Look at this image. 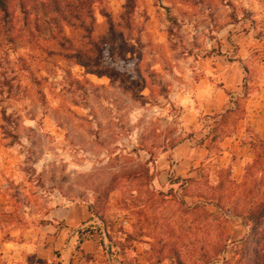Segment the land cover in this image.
I'll return each instance as SVG.
<instances>
[{"label": "rangeland", "instance_id": "obj_1", "mask_svg": "<svg viewBox=\"0 0 264 264\" xmlns=\"http://www.w3.org/2000/svg\"><path fill=\"white\" fill-rule=\"evenodd\" d=\"M11 2L23 32L0 13V228L82 207L94 223L76 247L101 232L131 264H253L242 184L264 142V0H102L69 23L28 0L25 29Z\"/></svg>", "mask_w": 264, "mask_h": 264}, {"label": "crops", "instance_id": "obj_2", "mask_svg": "<svg viewBox=\"0 0 264 264\" xmlns=\"http://www.w3.org/2000/svg\"><path fill=\"white\" fill-rule=\"evenodd\" d=\"M207 96L199 95L200 99ZM176 168H171L169 173L173 174ZM158 173L163 175V172ZM92 220L94 217L86 208H60L46 214L42 220L46 222L44 225L14 228L7 232L0 228V264H117L119 261L120 264H131L121 255L106 256L99 249L97 239L104 236L101 232L92 234L76 247L81 237L80 225L92 224ZM106 240H103L104 245Z\"/></svg>", "mask_w": 264, "mask_h": 264}, {"label": "trees", "instance_id": "obj_3", "mask_svg": "<svg viewBox=\"0 0 264 264\" xmlns=\"http://www.w3.org/2000/svg\"><path fill=\"white\" fill-rule=\"evenodd\" d=\"M19 1V7L24 13L23 29H25L29 26L30 23L29 15H27L28 12L25 10V5L28 0ZM100 1L102 0H44L43 4L47 11L60 13L62 16L59 19H61L62 22L69 23L73 20H80L83 17H88L92 20V7ZM125 2L126 6L124 7V10L127 12L134 6V0H125ZM11 5V0H0V13L3 16L9 17L11 19L10 26L6 30V32H8L7 34L10 37H19L22 36L21 32H23V30H16L13 24L14 19L10 17ZM233 113L234 111L231 108H227L225 109L223 114L217 115L216 118L220 117L221 120H225L229 115ZM214 120L218 123L216 119ZM258 142V146H255V144H250V147L253 150L256 149V156L253 163L246 168V181H244L242 187H244V190L250 191L253 198L252 202L246 203L244 205V209L246 212L245 214L248 215L250 221L254 225L252 228V233L254 234V236L262 237V240L257 242V247L248 252V259L252 260L253 264H264V183L263 185L258 186V189L255 188L257 186L256 184L259 181L264 182V142ZM254 170L262 175V179L258 180V178L255 177L253 185L247 184V176H249V174ZM158 175V172H153V174L149 176V181L153 182ZM91 209L93 211V215L95 217H98V211L94 207H91ZM45 223L46 222H42L41 225H44Z\"/></svg>", "mask_w": 264, "mask_h": 264}, {"label": "built area", "instance_id": "obj_4", "mask_svg": "<svg viewBox=\"0 0 264 264\" xmlns=\"http://www.w3.org/2000/svg\"><path fill=\"white\" fill-rule=\"evenodd\" d=\"M119 219H121V224L124 226V227H127L128 224H129V220L127 218H122L121 216H118ZM103 238H105L106 240V237L105 235L103 236ZM105 247H106V244H105ZM107 251H109V248H106Z\"/></svg>", "mask_w": 264, "mask_h": 264}]
</instances>
